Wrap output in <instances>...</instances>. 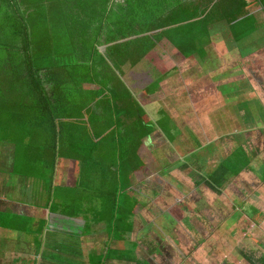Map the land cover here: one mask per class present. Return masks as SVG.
<instances>
[{"label":"trees","instance_id":"trees-1","mask_svg":"<svg viewBox=\"0 0 264 264\" xmlns=\"http://www.w3.org/2000/svg\"><path fill=\"white\" fill-rule=\"evenodd\" d=\"M258 34L264 0H0V151L7 145L14 174L37 192L122 239L144 207L137 184L153 173L147 140L156 124L165 130L162 118L172 122L149 99L168 71L156 56L165 40L204 58L207 45ZM109 250L104 262L119 249Z\"/></svg>","mask_w":264,"mask_h":264},{"label":"crops","instance_id":"crops-1","mask_svg":"<svg viewBox=\"0 0 264 264\" xmlns=\"http://www.w3.org/2000/svg\"><path fill=\"white\" fill-rule=\"evenodd\" d=\"M257 12L261 13L262 9ZM249 41L247 38L240 42L222 41L219 47L207 45L204 58L197 53L194 58L183 57V48L180 51L170 39L157 50L156 56L163 60L162 69L168 71L160 89L150 94L149 99L159 101L172 122L167 118H162V122L164 115L158 117L166 128L156 124L154 134L147 140L152 153L148 163L153 173L137 184L145 195L144 207L127 219L133 228L122 239L116 238L119 233L109 229L105 221L92 222L82 212L69 215L62 209L64 203L60 200H49V194L43 189L37 192V187L30 186L33 179L14 174V155L7 145L3 146L0 151V264H124L120 252L125 251L150 264H175L174 260L169 261L173 243L174 248L186 246L188 254L195 249L192 253L199 255L198 264H251L252 258L264 254V112L258 113L261 116L256 114L248 126L236 124L237 129H233L230 115L223 113L226 102L232 99L226 94L237 86L227 69L236 61L240 80H246L245 68L251 62L244 58L243 54L247 53L243 50L237 60L233 55L225 57L222 51L227 53L229 44L244 47ZM263 47L262 36L256 46V51L261 50L258 52L262 63ZM210 61L221 69L211 70ZM225 76L231 80L227 82L229 88L220 89L215 78L225 79ZM209 79L213 82L211 87ZM255 92L263 93L258 97L264 101V87H257ZM179 93H187L190 103L183 104ZM242 96L241 102H246L248 95ZM171 126H176V130ZM217 127L221 129L216 130ZM238 133L240 136L235 135ZM235 143L239 145L236 160L234 165L227 164V155L232 154ZM206 165H209L208 171L218 168L220 179L232 176L233 189L219 181L216 185H207ZM233 167L237 171L235 176ZM235 196L241 206L235 211L233 204V212L226 200ZM230 221L236 231L225 226L228 232L218 234L222 222ZM197 232L202 236L193 248L191 240ZM218 242L225 243L224 251H219ZM112 246L119 249L114 251L117 255L104 262L102 257ZM180 254L181 260L176 264H184L188 256L183 251ZM212 255L219 259L211 258Z\"/></svg>","mask_w":264,"mask_h":264},{"label":"rangeland","instance_id":"rangeland-1","mask_svg":"<svg viewBox=\"0 0 264 264\" xmlns=\"http://www.w3.org/2000/svg\"><path fill=\"white\" fill-rule=\"evenodd\" d=\"M261 37L262 36L258 34L256 37H254L253 39H251V41L248 42L250 45L249 44L248 45H244V47H239V46H235V45H233V47H232V45L229 44L230 48L228 49L227 53L225 52L226 55H225V53L223 51H222V53H223V55L225 57L233 55L236 58V60H237V58H239L238 55L240 54V50H243L244 53H247V54H243V56H244V58L246 60H248V59H250L251 54H253L254 51H256V49H257L256 46L259 43V40L261 39ZM244 43H246V41ZM263 49H264V47H263ZM258 51H261V50L259 49ZM258 51H257L258 55L256 57L254 56L250 60L251 63L248 65L247 68H245L246 71H247L246 80L245 79L240 80L241 79L240 70H238L239 68L236 67L238 65L236 61H232V66H230V68L227 69V74H229V73L232 74L233 81L237 82L236 83L237 86L234 85V89H232L231 91L228 92V94H226L227 96L228 95L231 96L232 99L228 100L226 102L225 109L223 110V113H227V114L230 115L229 118L232 119V124L231 125L233 126V129H237L236 124L240 125V126H245V125L248 126V124H249L248 122L251 121L256 114H258L260 112H264V101L261 100L260 97H258V94H263V93L255 92L257 90V87H264V80H263V76H264V62L262 63V61L260 60L259 53H261V52H258ZM261 57H264V53L261 55ZM256 60H259V61H256ZM208 63H209V68L211 70H215V69L216 70H220L221 69L220 65H217V63H214L213 61H210ZM233 71H236V72H233ZM226 77L227 76H225V79H227V80H225L224 77L223 78H215L216 83L218 84L217 85L218 88L221 89L223 86H226L227 88H229L227 82L228 81L231 82V80H229ZM220 79H222V80H220ZM237 79H239V80L237 81ZM260 79H262L263 81L262 80L260 81ZM218 80H220V81H218ZM202 81H204V80H202ZM208 81H209L208 82L209 87H211V85L213 83L212 79H209ZM258 81H260V83H258ZM198 83H199V85H201L200 81ZM206 83L207 82H205V84ZM225 83H226V85H225ZM231 87L233 88L232 85H231ZM186 94L187 93L180 94V98H181L180 101L183 104H185V105L190 103L189 102L190 100L187 98V97H190V96H187ZM242 94L248 95V98H247L246 102L245 101L241 102L240 99H241V97H243ZM212 96H215L214 92H213ZM259 116H261V115H259ZM171 127L174 128L176 126H171ZM217 129H221V128L217 127L216 130ZM172 135H173V133H172ZM235 135L240 136L239 133L235 134ZM237 136H235V137H237ZM238 148H239V145L235 143L233 145L232 154L231 155H227L228 163H229L230 160H231L230 162H232V163L235 162L236 157H237ZM200 161H203V159H201ZM258 161H259V164H261L262 159H259ZM208 166L209 165H206L204 167V171L208 173L207 176H206L207 177V185H209V186H211V184L212 185L213 184L216 185L217 184L216 178L218 176V174H217L218 168L212 169L211 171H208V169L206 168ZM235 168L236 167H234V169ZM222 185L223 186H227V187L230 188V190H232L233 189V185H235V180H233L232 176H231L230 179H225V181L222 183ZM30 186L32 188H34L35 187V182L33 184H31ZM36 186L38 187V182H36ZM230 190H227L225 192L229 193ZM235 190H238V189H235ZM238 191H240V190H238ZM243 191H245V190H243ZM243 191H240V192H243ZM226 202H227V207H228L229 210L233 211V204H235V206H234L235 211H236V209H240L239 206H241V205H238V197L235 196L233 198H230V199L226 200ZM257 203H259V202H257ZM260 208H261V204H260ZM217 223H219V222H217ZM225 226L226 227L230 226V229H229L230 231H236V229L233 230L234 225L232 224V221L224 222V223L222 222L221 229H220V232H218V234L225 235V232H228L225 229ZM194 234H195V232L193 233V235ZM227 234L228 233H226V235ZM201 236H202V234L200 232H197L195 238L191 240V246L193 248L198 246L199 238ZM215 236H217V235H215ZM223 241L225 243L229 242V240H223ZM218 243H219L218 247H221L219 251H224L225 243H222V242H218ZM239 243L240 242L238 241L237 244H239ZM254 243L258 244V242L255 239H254ZM239 245L241 246V244H239ZM72 246H73V248L76 247L75 245H72ZM176 248L177 247L174 248V243H173V248H172V250H170L173 256L171 257L172 259L169 260V261L174 260L175 264L180 262L179 261V259L181 260V258H180L181 254L180 253L182 251L186 255L188 254L187 253L188 249H187L186 246H185L184 249H183V247H180V249L179 248L176 249ZM226 248L229 249L231 247H226ZM239 250H241V249H239ZM193 251H195V249ZM193 251H190L188 256H186L185 260L187 262L185 261L184 264H198L199 255H196V256L193 255V253H192ZM192 257H194V258H192ZM211 258H214V259H217V260L219 259V258H217V255H214V256L212 255ZM195 259H197V261ZM188 260H190L191 262L188 261ZM232 262H235L234 259L232 260Z\"/></svg>","mask_w":264,"mask_h":264}]
</instances>
